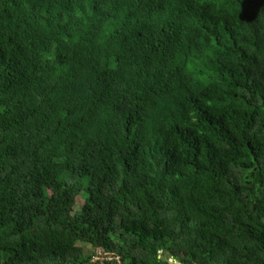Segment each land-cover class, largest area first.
<instances>
[{"label": "trees", "instance_id": "obj_1", "mask_svg": "<svg viewBox=\"0 0 264 264\" xmlns=\"http://www.w3.org/2000/svg\"><path fill=\"white\" fill-rule=\"evenodd\" d=\"M81 243L264 264V0H0V264Z\"/></svg>", "mask_w": 264, "mask_h": 264}, {"label": "built area", "instance_id": "obj_2", "mask_svg": "<svg viewBox=\"0 0 264 264\" xmlns=\"http://www.w3.org/2000/svg\"><path fill=\"white\" fill-rule=\"evenodd\" d=\"M107 261H115L117 264H121L120 257L112 252L105 251L103 248H95V252L92 258V262H107Z\"/></svg>", "mask_w": 264, "mask_h": 264}, {"label": "rangeland", "instance_id": "obj_3", "mask_svg": "<svg viewBox=\"0 0 264 264\" xmlns=\"http://www.w3.org/2000/svg\"><path fill=\"white\" fill-rule=\"evenodd\" d=\"M84 201H85V197L84 196H80L78 198V202H77V205H76V209H78V210L81 209V207L84 204ZM81 244L83 245V243H81ZM83 247L86 250V253H91L94 250V248L91 245H88V244H84Z\"/></svg>", "mask_w": 264, "mask_h": 264}]
</instances>
